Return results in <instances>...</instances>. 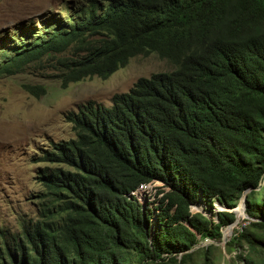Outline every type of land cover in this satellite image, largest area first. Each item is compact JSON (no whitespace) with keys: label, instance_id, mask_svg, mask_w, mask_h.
<instances>
[{"label":"trees","instance_id":"16d2710c","mask_svg":"<svg viewBox=\"0 0 264 264\" xmlns=\"http://www.w3.org/2000/svg\"><path fill=\"white\" fill-rule=\"evenodd\" d=\"M68 11L71 24L51 19L3 43L0 78L49 57L65 87L107 80L140 55L174 70L67 115L76 137L51 142L39 215L3 236L0 264H211L247 191L249 219L226 246L240 264H264V0H91ZM156 186L159 204L145 205ZM215 203L228 210L192 212Z\"/></svg>","mask_w":264,"mask_h":264},{"label":"rangeland","instance_id":"374dc122","mask_svg":"<svg viewBox=\"0 0 264 264\" xmlns=\"http://www.w3.org/2000/svg\"><path fill=\"white\" fill-rule=\"evenodd\" d=\"M77 1L91 0H0V51H7L2 44L14 45L17 33L29 27L36 26L41 31L51 19L69 24L68 15L72 13L64 10ZM173 70L174 67L157 54L137 56L107 80L94 77L65 87L61 63L49 57L15 75L0 78V243L4 235L19 233L22 221L39 215V198L46 183L47 163L43 161L46 152L50 150L51 142L76 137L67 115L89 101L110 106L116 94L128 93L141 78L149 79L154 74ZM28 86L44 87L46 93L36 90L38 96L33 95L26 89ZM161 191L165 190L156 194L153 191L148 196L151 199L145 198L143 203L158 205ZM241 209L244 207L237 209V221L244 226L248 218ZM226 210L219 203L213 204L212 208L205 204L192 207L193 213L202 212L209 217L213 212ZM239 224L225 230V238L231 236V240ZM229 241L216 243L218 249L213 251L211 264H240L237 253L227 249ZM210 244L214 242L207 240L201 245ZM239 251L254 257L247 245ZM192 264H204V256H197Z\"/></svg>","mask_w":264,"mask_h":264},{"label":"water","instance_id":"95a60500","mask_svg":"<svg viewBox=\"0 0 264 264\" xmlns=\"http://www.w3.org/2000/svg\"><path fill=\"white\" fill-rule=\"evenodd\" d=\"M248 193H249V191H247V192L242 196V198H241V200H240L238 206H237L235 209L231 210V212H234L235 215H236V220H235V222H234L233 224H239L238 221H237V220H238V219H237V209L240 208V207H244L245 216L249 219V216H248L247 213H246V198H247ZM225 208H226V207H225ZM226 209H228V208H226ZM203 214H204V213H203ZM208 217H209V216H208ZM233 224H232V225H233ZM232 225H230V226H232ZM230 226H228V227H230ZM228 227H226V228H228ZM226 228H225V229H226ZM230 238H231V236L228 237V238H225V236H224V230H223V241H224V242H227V241L230 240ZM214 244H215V243H214ZM216 245H217V244H216Z\"/></svg>","mask_w":264,"mask_h":264},{"label":"clouds","instance_id":"9594fccd","mask_svg":"<svg viewBox=\"0 0 264 264\" xmlns=\"http://www.w3.org/2000/svg\"><path fill=\"white\" fill-rule=\"evenodd\" d=\"M77 2H79V1H77ZM80 3H83V4H84V3H87V2H80ZM72 6H73V4H72ZM72 6L69 7V10L72 8ZM64 12H71V11H68V9H65ZM71 13H72V12H71ZM72 15H74V13H72ZM72 15H68V16H72ZM67 20H68V19H67ZM68 21H69V20H68ZM67 24H68V23H67ZM69 24H71V22H70ZM140 56H141V55H140ZM136 57H137V56H136ZM122 69H123V68H122ZM120 70H121V69H120ZM113 75H114V74H113ZM113 75H112V76H113ZM154 75H155V74H154ZM97 78H98V77H97ZM133 87H134V86H133ZM122 94H124V93H122ZM116 95H117V94H116ZM112 100H113V99H112ZM89 102H90V101H89ZM94 102H95V101H94ZM97 103H98V102H97ZM111 103H112V101H111ZM85 104H86V103H85ZM99 104H103V103H99ZM103 105H104V104H103ZM111 105H112V104H111ZM111 105H110V106H111ZM105 106H106V105H105ZM110 106H107V107H110ZM79 107H80V106H79ZM79 107H78V108H79ZM77 111H78V109H77ZM77 111H74V112H77ZM72 139H73V138H72ZM69 140H70V139H69ZM61 142H62V141H61Z\"/></svg>","mask_w":264,"mask_h":264},{"label":"bare ground","instance_id":"6f19581e","mask_svg":"<svg viewBox=\"0 0 264 264\" xmlns=\"http://www.w3.org/2000/svg\"><path fill=\"white\" fill-rule=\"evenodd\" d=\"M198 208V207H197ZM244 212V211H243Z\"/></svg>","mask_w":264,"mask_h":264}]
</instances>
